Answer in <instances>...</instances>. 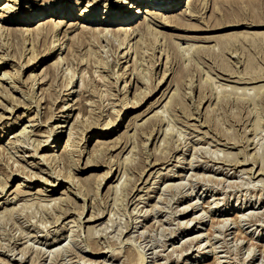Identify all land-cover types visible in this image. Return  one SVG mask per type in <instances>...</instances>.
<instances>
[{
  "label": "rangeland",
  "instance_id": "1",
  "mask_svg": "<svg viewBox=\"0 0 264 264\" xmlns=\"http://www.w3.org/2000/svg\"><path fill=\"white\" fill-rule=\"evenodd\" d=\"M122 1L0 0L22 19L72 12L45 14L49 45L63 44L51 56L38 19L13 27L0 10V264H264V0H206L200 13L182 0L165 15L185 11L183 24L146 15L130 26L146 36L113 44L74 26L83 11L119 19ZM222 8L241 21L222 23ZM64 74L81 78L68 100ZM124 94L136 108L109 133ZM48 136L54 151L35 147Z\"/></svg>",
  "mask_w": 264,
  "mask_h": 264
},
{
  "label": "bare ground",
  "instance_id": "2",
  "mask_svg": "<svg viewBox=\"0 0 264 264\" xmlns=\"http://www.w3.org/2000/svg\"><path fill=\"white\" fill-rule=\"evenodd\" d=\"M25 1V0H24ZM27 2H29V1H32V0H26ZM7 2H14V0H7ZM123 2V7H122V9H121V13H120V15H121V17L118 19H113L112 17H111V15L110 16H107V17H105L103 20H98L97 19V17H99V16H97L96 15V13L95 12H91V11H83V12H86V13H83V15L82 16H79V20H80V22H77V23H75V25L74 26H81L82 25V27H85V28H87L86 26H90V27H100V28H97V29H94L93 31H92V33H94V34H96V36H98L97 38H99V37H101V38H104V39H106V42H110L111 44H113V42L117 39V38H120V36L121 35H123V34H125V37H126V39L125 40H127L128 38H130V37H132V36H134L135 37V35L137 36V35H141V34H139L140 33V31L141 30H132V32H131V29L132 28H130V26H132V25H134V24H137L138 22H141V20L143 19V18H145V16L146 15H149V16H151V18H153L154 20H160V22L163 24V25H165L166 23H164V22H166V21H169V22H176V23H182V20L183 19H185V17L187 16V13L184 11L183 13H180V17H177V16H169V17H167L165 14H170V13H174V12H176V11H180L182 8H181V4H182V0H151L150 2H147V3H139L137 6H135L134 7V5L131 3V1H129V0H124V1H122ZM202 2V0H187V2L185 3V2H183V4L184 5H189V6H192L191 8H192V10H193V13L195 12V13H200L202 10H204V9H206L207 8V1L205 0L203 3H201ZM15 4L16 5H19L20 3L19 2H16L15 1ZM90 6V5H89ZM144 6V7H143ZM7 8L8 7H6V6H3V7H1V5H0V10H4L5 12H7V16H6V24H8V25H10V26H15V27H19V26H23V27H29L30 25H28L29 23H32L35 19L37 20L38 19V21H36V23L34 24V25H36L37 23L39 24V28L36 30V34H38L39 36L40 35H43V37H44V43H43V45H45L44 47L46 48V51H48V53L51 55V56H55L56 54H55V52L57 51V52H59V51H61L62 50V48H63V44H61V43H50V45H49V43H48V41H49V38H53L54 36H56L57 34H58V32H57V30H56V28L55 27H53L52 26V24L49 22V23H44L43 21H44V17H45V14L47 15V14H50V15H52L53 14V9L52 8H50V9H48L45 13H43V12H32V10H31V13H30V15L27 17L26 16V18H24V19H22V16H25V14L24 15H13V11H11L10 10V8H12L11 6H10V8H9V11H7ZM133 9L135 10L134 11V15L135 14H141V18L139 19V20H137V21H135L134 22V18H133V13H132V15H131V11H133ZM223 9V8H222ZM219 10V11H217V9H215L216 10V12L219 14V18H216L217 20L219 19V20H221L222 21V23H229V22H231V21H237L238 19L241 21V19H242V14H241V10H234V11H230V10H226V9H223V10ZM213 11V10H212ZM239 11H241V12H239ZM130 13V15H126L127 13ZM233 13V15L232 14H230V13ZM162 13V14H161ZM192 13V14H193ZM214 13H215V11H214ZM213 13V14H214ZM8 14H12V15H8ZM189 14V13H188ZM191 13L188 15L189 17H192L193 15H195V14H193L192 15ZM233 17H232V16ZM53 17H48V18H50V20L52 21V20H58V18L59 17H61V18H63V19H69V18H71L72 17V12L70 11V7H62V8H60L59 10H57L56 11V13H54L53 15H52ZM196 16V15H195ZM215 16V15H214ZM214 16H213V18H214ZM218 15H216V17H217ZM55 17V19H53ZM119 17V16H118ZM212 17V16H211ZM4 18V17H3ZM241 18V19H240ZM164 21V22H163ZM221 21L219 22V23H221ZM218 22V21H217ZM238 22V21H237ZM117 23H119L120 24V26L118 27V30H113V29H110V28H112V26H115ZM150 23V22H149ZM152 24H155L154 22H151ZM168 23V22H167ZM175 23V25H177ZM183 24V23H182ZM185 24V23H184ZM25 25V26H24ZM83 25H85V26H83ZM181 24H179V26H180ZM140 26V25H139ZM183 26V25H182ZM59 28V27H58ZM75 28V27H74ZM27 30V29H26ZM91 30V29H90ZM149 30H151L150 29V26H149ZM142 33V32H141ZM26 34V33H25ZM143 35V34H142ZM142 35H141V37H142ZM11 36H12V38H16L17 40L19 39V41L21 42V40H22V43L25 45V43H26V36H24V34H21V33H18L17 31H14V32H12L11 33ZM58 36V35H57ZM143 36H146V35H143ZM2 33H0V46H1V39H2ZM133 37V38H134ZM151 38V37H150ZM170 38V37H169ZM124 39H122V40H124ZM144 39V38H143ZM16 40V41H17ZM52 40V39H51ZM56 40H58V39H56ZM118 40V39H117ZM149 40V39H148ZM18 41V42H19ZM119 41H121V40H119ZM18 42H16V43H18ZM50 42V41H49ZM124 42V41H123ZM145 41H143V43H144ZM14 43V42H13ZM22 43H18L19 45L20 44H22ZM117 43V42H116ZM147 43V42H146ZM15 44V43H14ZM36 44V43H35ZM82 44V43H81ZM142 44V43H141ZM18 45V46H19ZM118 45V48H120L121 46L120 45H123L122 44V41H121V43H119V44H117ZM125 45V44H124ZM149 46H150V43L148 44ZM147 45V46H148ZM2 46H3V49H4V47H5V45H3L2 44ZM35 46V45H34ZM36 46H37V44H36ZM35 46V47H36ZM42 46V45H41ZM58 47V48H57ZM176 47V46H175ZM6 48V47H5ZM8 48V47H7ZM17 48V47H16ZM57 48V49H56ZM150 48V47H149ZM179 48V47H178ZM148 49V48H147ZM184 49V48H183ZM150 50L152 51V54L155 52V50H153L152 49V47L150 48ZM179 50V49H178ZM6 53H7V51L6 50H4ZM128 51V50H127ZM176 51H177V49H176ZM180 51V50H179ZM186 51V50H185ZM4 52V53H5ZM36 53V52H35ZM146 53V52H145ZM180 53V52H179ZM153 56H154V54H153ZM181 56V55H180ZM6 58V57H5ZM8 60H9V54H8ZM121 58V57H120ZM123 58V57H122ZM2 59V58H1ZM0 59V67H1V65H3V64H5V61L7 60V59H4V60H1ZM11 59V58H10ZM31 60V59H30ZM60 60V59H59ZM62 60H65V59H62ZM61 62V61H60ZM64 62V61H63ZM152 62V61H151ZM57 63V62H56ZM58 64V63H57ZM150 64V63H149ZM167 64V63H166ZM70 65V64H69ZM155 65V64H154ZM59 66V65H58ZM58 68V67H57ZM98 69V68H97ZM1 70H2V68H0V76H1V74L3 73V72H1ZM169 71H170V69H169ZM3 74H6V71L3 73ZM9 76V75H8ZM79 76V75H78ZM50 77H51V79H53L54 80V75H53V72L50 74ZM80 77V76H79ZM76 78L75 77V74L73 75V76H71L70 78H68V80H67V76H65V74H64V76L62 75V85H61V87L60 88H64V90H66V92L64 93V96L66 97V100H68L67 98H68V96H70V95H74V94H77L78 93V90H77V88H78V82H79V80L81 79V78ZM35 78V77H34ZM76 78V79H75ZM60 80V79H59ZM51 81V80H50ZM95 85V84H94ZM114 85V84H113ZM40 86V85H39ZM116 86V85H115ZM110 89H112V88H110ZM114 90H117V88L115 89V87L113 88ZM92 90V89H91ZM109 90V89H108ZM84 91V90H83ZM106 91H107V89H106ZM121 91V90H120ZM85 94H87L88 96H92L93 94L90 92V90H88V89H85ZM107 92H109V91H107ZM126 92H128V90H126ZM28 93V92H27ZM29 93H30V96L32 95L33 96V90H32V93L29 91ZM108 94V93H107ZM127 94V93H126ZM126 94H124V96H123V100H124V102L122 103V108L119 110V111H115L114 109V111H113V113H112V115H114V116H119V118L116 120L117 121V123L116 124H114V125H112V127L110 128L111 129V131L109 132V133H112V132H114V130H115V128L117 127V126H121L122 124H124V123H126L128 120H126V122H125V118H124V116L126 115V114H128L129 113V111L130 110H133V109H135L136 107L133 105V103L131 102V101H127L128 100V98H127V95ZM55 95H57V94H55ZM106 95V94H105ZM112 95V94H111ZM31 96V97H32ZM139 96V95H138ZM34 97V96H33ZM48 97V96H47ZM57 97V96H56ZM55 97V98H56ZM103 97V96H102ZM53 98H54V96H53ZM34 99H36V98H34ZM47 99V98H46ZM110 93L108 94V95H106V96H104V98H103V103H102V110H101V113H103V112H107L109 109H107V107L108 106H112V105H110L111 103L109 102L110 101ZM53 100V99H52ZM95 100V99H94ZM170 100V99H169ZM173 100V99H172ZM31 101H33V98H32V100ZM112 101V100H111ZM105 102H108L105 106H103L104 104H105ZM132 103V104H131ZM170 102H168V104H169ZM113 104V103H112ZM167 104V105H168ZM91 105V104H90ZM66 107V106H65ZM113 107V106H112ZM65 110H69V107L68 108H66ZM72 110H74V109H72ZM71 110V111H72ZM64 111V110H63ZM97 111V110H96ZM65 113V112H64ZM108 115V114H107ZM106 115V116H107ZM53 117V116H52ZM112 118H113V116H112ZM129 119V118H128ZM59 126H61V125H59ZM59 126H58V128H59ZM62 127V126H61ZM64 127V126H63ZM73 127V126H72ZM72 129V128H71ZM73 130H74V128H73ZM26 130H24V132H25ZM86 131V130H85ZM116 131V130H115ZM56 132V131H55ZM73 132V131H72ZM79 132V131H78ZM59 132H57V134H58ZM108 133V134H109ZM26 134V133H25ZM59 134H62V132H60ZM75 134V133H74ZM107 134V133H106ZM72 135V134H71ZM81 135V134H80ZM105 135V134H104ZM50 136H48V138L44 141L45 143H46V147H44L45 145H43V141H39V143H38V145H36L35 147L37 148V146L39 147H42V148H45V150L46 151H54V149H56L57 148V145L55 144L54 145V143H58V141L56 142H54V141H52V142H49L50 141ZM124 138V137H123ZM55 139V138H54ZM19 140V139H18ZM80 141H81V138L79 139ZM70 141H73L74 143H76V144H78V145H80L79 144V141L77 142L76 140H75V138H73V137H70V135H69V139H68V141L66 142V146L68 147V145H69V142ZM26 144V143H25ZM29 145V144H28ZM24 146V145H23ZM71 146V145H70ZM31 147V146H30ZM39 147V148H40ZM68 149V148H67ZM7 152V151H6ZM9 155V154H8ZM165 155V154H164ZM161 156V158H162V156H163V154L162 155H160ZM160 156H159V159H160ZM68 157V156H67ZM56 157L54 156V155H48V158L46 159V163H49L50 165H52V166H55V167H58V159L56 160L55 159ZM158 158V157H157ZM68 159H69V161H70V156L68 157ZM9 160V159H8ZM67 160V159H66ZM164 160V159H163ZM68 161V162H69ZM161 161V160H160ZM45 162V161H44ZM48 165V164H47ZM9 168V167H8ZM54 168V167H53ZM19 171V170H18ZM22 172V171H21ZM30 173V172H29ZM22 174H23V172H22ZM216 174V173H215ZM109 176V175H108ZM29 177H31V179L32 180H39L38 178H40V177H37V176H29ZM70 177V176H69ZM211 178H212V176H211ZM10 179V178H9ZM70 179V178H69ZM74 179V178H73ZM24 180V179H23ZM28 180V179H27ZM60 180V179H59ZM64 180V179H63ZM71 183H72V185H74V187H76V184L74 183L73 184V182H74V180H72L71 179V181H70ZM21 186H25V184H19L18 186H17V188L18 187H21ZM27 186V185H26ZM55 186V185H54ZM73 187V188H74ZM118 187V186H117ZM136 187V186H135ZM181 193V192H180ZM183 194V193H182ZM188 196V195H187ZM183 197V196H182ZM184 199L186 198V196H184L183 197ZM10 202V201H9ZM63 204V203H62ZM197 204V203H196ZM192 205V209L195 211L196 209H198L197 208V206L196 205H194L193 203L191 204ZM191 205H189V206H191ZM23 209V208H22ZM187 210H188V206H187V208H186ZM23 211V210H22ZM18 212V211H17ZM12 213H14V211L12 212ZM11 213V215L13 216V214ZM20 213V212H19ZM21 214V213H20ZM19 214V215H20ZM184 214V213H183ZM255 215V214H254ZM11 216V217H12ZM198 217V216H197ZM13 218V217H12ZM201 219H204L203 217L201 218ZM200 219V221L201 222H204V220H201ZM249 219V218H248ZM241 220V219H240ZM224 224V223H223ZM221 226V225H220ZM226 226H227V224H226ZM187 228V227H186ZM224 230V229H223ZM241 231V230H240ZM199 237V236H198ZM202 244V243H201ZM205 244V243H204ZM203 245V244H202ZM202 245H200V248H198V252L199 253H202V254H204L206 251H202ZM209 247V246H208ZM205 248V247H204ZM215 252V251H214ZM253 252V251H252ZM250 256V255H249ZM105 264V263H104ZM143 264V263H142Z\"/></svg>",
  "mask_w": 264,
  "mask_h": 264
}]
</instances>
